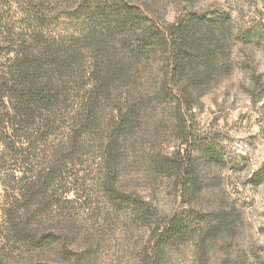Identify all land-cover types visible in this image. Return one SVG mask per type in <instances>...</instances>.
Returning <instances> with one entry per match:
<instances>
[{
	"label": "rangeland",
	"instance_id": "rangeland-1",
	"mask_svg": "<svg viewBox=\"0 0 264 264\" xmlns=\"http://www.w3.org/2000/svg\"><path fill=\"white\" fill-rule=\"evenodd\" d=\"M24 1L0 0V71L23 34ZM56 1L52 8L60 7L61 0L50 3ZM136 2L165 24L188 13L231 14L223 55L227 66L220 65L209 83L188 93L195 135L214 143L218 159L197 157L200 190L190 204L183 203L174 180L157 169L158 160L179 145L172 113L170 108L149 112L121 146L114 187L148 203L154 221L115 204L106 192L105 148L113 107L100 110L101 123L84 141L83 153L47 186L44 176L66 139L70 112L52 135L16 129L17 142H28L21 158L5 152L7 131L0 129V264H264V0ZM78 31L76 18L61 15L49 33L76 37ZM246 31L260 40L237 42V34ZM134 67L133 85L154 90L160 65L152 60ZM134 86L123 83L116 96L136 93ZM182 209L208 216V223L155 252L157 223ZM16 210L17 217L10 218ZM27 222L46 237L42 247L17 236L14 226L24 228Z\"/></svg>",
	"mask_w": 264,
	"mask_h": 264
},
{
	"label": "trees",
	"instance_id": "trees-1",
	"mask_svg": "<svg viewBox=\"0 0 264 264\" xmlns=\"http://www.w3.org/2000/svg\"><path fill=\"white\" fill-rule=\"evenodd\" d=\"M69 1L61 0L60 7L55 8L52 7L59 3L52 4L50 0H25L22 4L25 28L15 48L7 54L9 63L0 71V129L7 131L8 136L2 145L5 152L24 157L28 142H17L16 129L38 134L47 131L45 136L52 135L53 130L58 131L62 116L70 112L66 139L53 152L44 176L47 186L65 165L83 153L84 141L101 123L100 110L113 107L115 115L109 123L105 148L110 172L106 192L115 204L158 221L148 203L119 193L114 187L121 146L149 112L170 108L179 145L158 160L157 169L174 180L183 203H191L200 190L197 157L208 156L215 161L218 152L209 138L195 135L196 122L188 93L191 88L209 83L220 65L227 66L223 55L229 44L231 14L188 13L165 24L136 0ZM59 14L79 21L76 37L49 33L61 17ZM2 23L0 10V28ZM258 40L260 36L255 32L236 36L237 42ZM152 60L160 65L162 76L154 90L141 91L133 85L135 80L130 75L134 66ZM123 83L134 86L137 92L123 99L117 97ZM46 186L39 188L35 196ZM18 212L10 218L15 219ZM207 220L206 215L182 209L159 221L155 252L191 236ZM14 230L35 247H42L46 239L37 235L30 222L24 228L16 224Z\"/></svg>",
	"mask_w": 264,
	"mask_h": 264
}]
</instances>
